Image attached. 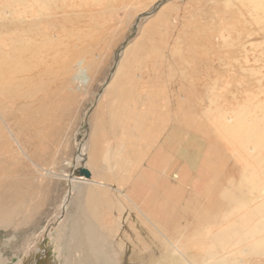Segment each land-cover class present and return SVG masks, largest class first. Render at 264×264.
Segmentation results:
<instances>
[{"label": "rangeland", "instance_id": "rangeland-1", "mask_svg": "<svg viewBox=\"0 0 264 264\" xmlns=\"http://www.w3.org/2000/svg\"><path fill=\"white\" fill-rule=\"evenodd\" d=\"M48 1L46 10L49 8L52 24L65 43L60 64L67 58L77 59L70 63L69 72L61 65L55 82L39 95L23 96L6 108V124L20 144L6 129L9 145L20 155V171L9 174L8 180L18 179L17 184H21L19 194H14L18 189L15 182L8 187L12 193L7 197L16 195L17 202L7 206L19 202L30 215L27 205L33 194L34 213L26 222L18 217L8 227H0V264L80 263V258L71 257L79 253L74 250L76 244L71 243L70 230L83 234V227L71 226L80 221L82 209L74 201L66 203L71 196L66 176L69 178L81 164L87 168L88 152L93 154V169L101 154L95 149L105 138L104 126H108L109 137L104 142L108 156L97 164L116 176L125 170L133 172L135 215L151 230L146 231L148 235L155 234L158 241H165L166 235H172L168 227L172 216L202 214L207 211L203 205L208 208L206 197L217 199L216 209L246 206L250 220L263 222L258 240L261 250L244 255L240 250L226 256L223 264H264V219L253 207L256 203V208L264 211V189L259 193L260 201L255 193L241 194L236 161L212 146L208 135L197 131V126H179L180 114L176 112L177 104L182 103L185 115L202 118L210 106V126H214L215 135L219 131L223 139L246 144L248 157L259 161L264 174V0ZM9 29L0 26V33ZM115 78H119L117 84L123 82L136 89L128 96L129 104L123 99V103H117L118 110H111L110 102L116 96L110 99L103 95ZM53 89V96L46 94ZM100 101L110 102L108 107H101ZM45 103L52 108L47 109ZM26 112H32L33 117L24 118ZM23 118L34 127L26 128ZM16 120L19 125L13 126ZM125 134L127 143L120 139ZM81 147L85 157L78 160ZM168 164L175 176L174 180L170 176L174 184L171 188L167 186ZM204 170L209 184L196 178L197 172ZM28 188L32 193H27ZM222 194L231 195L233 200L220 199ZM157 198L159 203L153 209L150 202ZM63 206L67 209L62 210ZM5 207L1 212L8 210ZM93 208L98 216L103 212L102 207ZM150 211L163 218L152 217ZM82 213L93 214L94 210L88 208ZM206 215L211 217L209 212ZM143 229L137 227L141 234ZM112 238L117 243L120 238L128 242L129 229L124 226ZM143 241L137 237L138 244ZM119 264H150V260L124 258Z\"/></svg>", "mask_w": 264, "mask_h": 264}, {"label": "bare ground", "instance_id": "bare-ground-1", "mask_svg": "<svg viewBox=\"0 0 264 264\" xmlns=\"http://www.w3.org/2000/svg\"><path fill=\"white\" fill-rule=\"evenodd\" d=\"M46 3L42 4L40 0H34L33 2H31L30 0H0V26L6 28L8 27V29L10 26H14V25L17 26L15 30L9 29V32H4L3 34L0 33V212L4 209L5 204L6 207H9L7 206V203L8 204L15 203L16 201L15 199L16 195H11L10 198L7 197L9 196L7 194L12 193V190H8V187L10 185H13V183L15 182V181L10 182L8 180V176L9 174L12 175L15 174L16 170L20 171L18 170V166L20 165V160L18 158H20L19 157L20 155L18 154V151H15L14 147L9 145V141H8V133L9 132L11 133L10 128L6 124L7 123L6 108L8 107V103L9 102L16 103L23 96H27L29 98L34 95H39L40 92H43V88L47 87L49 83L55 82L54 80L55 75L58 72V70L61 68V65H63V71L69 72L70 70L69 66L70 67L72 66L70 65V63L73 60L77 59V58H67L65 62L60 64L61 55L63 54L61 50L63 46H65V43L62 41V36L60 34H57L58 32L56 31V28L52 24L53 16L51 15L49 8L48 10H46L49 1L46 0ZM136 66L137 64L135 62V67ZM136 68H138V66ZM79 75L81 76V73H79L78 76ZM118 80L119 78H115L114 81L112 79L111 82L112 81L113 82L109 83V85L106 87V90L104 92L105 96L103 95V97L105 98L110 97V99H112V96H116L115 100L112 99V102H110L111 100L109 101L110 109L116 107L118 110L119 105L117 106V103H123L124 100H125L124 103L126 102V104L127 103L129 104L128 102L129 94L135 93L134 92V90L136 89L135 86L128 87L125 84L123 85V82L121 84H117ZM66 82L67 83L64 84L65 86L63 85L64 89H67L70 80L68 79ZM54 85L56 86V84ZM60 88H62V86ZM54 89L51 90V92H47L45 90L47 92L46 94L53 96L55 93ZM113 100L116 101L115 104L113 103ZM109 102L108 104H106L102 101L101 102L102 106L101 105L100 106L103 107L105 105L104 107L106 106L108 107ZM45 105L47 109L52 108L51 104L45 103ZM181 106H183L182 103L177 104L176 112L180 114L179 119L178 117H176V119H178L177 124L179 126L181 125L197 126V131L205 132L208 135L209 138L207 139H209V142L211 143L212 146H216L220 152L223 151V154H225L227 157L234 159L237 165H239L240 172H239L238 191L243 195H247L248 193H251L253 195L256 194L255 195L256 200L260 201L261 198L259 196V193H261L262 189H264V174H262L261 171L262 166L259 165L260 164L259 161L253 162L248 157L249 152L247 145L242 142L239 143L236 141L231 142L230 140L223 139L220 136L219 131L215 135L214 126H210L212 123V120L210 119V115H209V113L212 111L210 106L205 110L207 115L203 116L202 118L200 116L195 117L193 114L185 115V113L182 111L183 107ZM98 110L95 113V115L99 113ZM17 112H15V114H17ZM36 112H39V110L37 109ZM31 113L32 112H26L23 117L24 118L33 117ZM24 118L22 122L24 126H26V128L34 127L31 126L30 124H27V121H25ZM17 123L18 120H16L15 124L13 123V126L19 125ZM6 129L7 131H9L8 133ZM91 133H92V128L90 127L88 142H90L89 140L91 138ZM11 136L14 142L19 146L20 145L18 142L19 140L16 138V135L11 133ZM96 139L98 138L96 137ZM10 146L12 148L11 150L9 148ZM92 156L93 154L90 155L89 152H88V157L86 156L88 158L87 161L88 163H87V168L85 169L86 170L89 169L90 170V171L88 170L89 173L92 170L90 166V163L93 162V161L91 162V159L93 158ZM82 157H85L84 147H81L80 149V152L78 154V160H81ZM9 161L13 162V163L11 162L13 164L11 170L9 167ZM169 169L170 168L168 164L166 170L167 172L166 176L168 179L167 186L168 188H171L174 187V184L169 180L171 179L170 176H173L172 173H174V171L172 170L169 171ZM206 173L207 171L205 170L197 172L196 174L197 180L203 179L204 183L209 184V182L207 181L206 178H204L205 176L203 175ZM164 175L165 174H163V176ZM66 178L69 179L70 184H72V181L75 180L77 182L78 180L77 179L78 177L77 178L72 177L71 175L70 178H68V176H66ZM79 179L81 180V178ZM90 179L93 180L92 178H83V180L85 181ZM174 179L175 176H173L171 180ZM18 182L20 181L17 179L15 184L18 187V189L14 190L15 192L14 194L20 193L21 184L18 185L19 184ZM193 186L195 187V182H193L192 187ZM29 188H28L29 191H27L28 194L32 193V189ZM153 191L154 190L152 189V192ZM226 193L227 192H225V194ZM225 194L219 195L218 197L220 199L222 197V200L226 199L227 202L233 200L230 199L231 195L225 196ZM30 196L31 197L29 200V204L27 205L28 206L27 208L30 210V215L25 214V209L21 208L23 206H21L19 202L16 204L17 206L16 205L14 207L10 206L8 210L5 207L6 212L5 213L1 212L0 214V227L2 228L8 227L18 217L22 219V221L24 220L25 222L27 219H31L32 213H34V211L32 210L34 205V198H33L34 195L32 194ZM206 198H207L206 205H208V208L204 207L203 205L202 209L207 211H202L201 212L202 214L189 213L186 216L185 214L183 215L181 213H178L174 215L170 211L171 214L174 215L171 218L172 223H170V229L172 230L171 233L174 236V241L176 240L179 243V245L178 243L176 244L172 239H169L166 236V239L170 245V247L167 248L168 252L176 257L173 260H171L173 262H170V264L173 263L174 264H223L224 262L223 259H225L226 256L230 257L233 253H237L240 250L242 251L243 255L247 253H256L261 250L258 240L260 239L263 233L262 231L263 227L260 226L261 224H263V222L256 219L250 220L251 218H249V214L247 212L248 207L241 206L238 209L219 207L216 209V204H218L216 203L217 199L212 198L211 200V198L208 197ZM153 200H152V206L153 209H155L159 203L158 201L159 198H157V200L156 199ZM65 207L66 206H63L62 210H66ZM253 207L254 209H257L256 211L264 219V211L261 210L260 208H256L257 207L256 203L253 204ZM168 209L169 208H167V210ZM207 212L211 214V217L206 215ZM151 215L152 217L155 218H160V219L163 218V217L155 216L152 211H151ZM204 215H206L207 217L206 218L203 217ZM198 240L206 241L204 243L201 241L202 248L200 247L197 248L195 241L198 243L199 242ZM151 247H152V242L147 245L146 249L150 250ZM197 252L201 254V257H203V259L201 257L200 258L196 257L191 260L188 255L189 254L194 255L197 254ZM79 260L80 263L78 262V260H75V263L73 264H92L94 261H96V258L89 257ZM114 262H115L114 257L105 259V263L107 264H114Z\"/></svg>", "mask_w": 264, "mask_h": 264}, {"label": "crops", "instance_id": "crops-1", "mask_svg": "<svg viewBox=\"0 0 264 264\" xmlns=\"http://www.w3.org/2000/svg\"><path fill=\"white\" fill-rule=\"evenodd\" d=\"M107 128L108 126H104L105 138L100 142L99 148L95 149V152L101 151V156L96 157L94 167L90 172V178L93 180L90 179L85 181L78 179L79 181L77 180V182L75 180L72 181L75 186L71 184V196L66 198V203L67 201H74L76 205L82 209V212L84 210L86 211L88 208H92L94 210L93 214L81 212L80 221L75 225L73 222L71 223V226L73 227H83L82 235H80L77 229L74 230L73 227V229L70 230V233L72 234L71 243L76 244L74 250L79 253L78 255H72L71 257H77L80 259L95 257L96 261L92 264H107L105 263V259L112 257H114V264H119L124 258L128 257L131 261L135 259L138 260L142 257L148 258L150 260V264H170V262H173L171 260L176 257L168 252L167 248H169L170 245L166 239L167 235L164 238L165 241H158L155 234H151L149 235L151 237L150 240L146 231L150 232L151 230L147 227L144 221L136 218L135 209L137 206V190L133 183L136 181L134 180L136 177L133 172L125 170L119 172L116 176L113 173H108L106 170H101V167L97 164L99 162H105L106 157L108 156L107 151L104 148V142L106 138L109 137V135H107ZM127 138V134L120 137L124 143H127ZM125 154L126 156L128 155L127 150L125 151ZM114 178L120 181L113 182ZM113 183L116 184L113 186ZM119 195H121V198L118 197ZM150 203H152V201ZM93 207H102L103 212L101 215L98 216L96 214L97 209ZM126 213L128 214L127 217ZM114 214H117L116 218L111 217ZM124 226H127L129 229L128 242L127 240L125 241L120 238V242L117 243L112 237H114L116 231L120 233ZM137 227L144 228L143 233L145 234H141L140 231L137 230ZM168 227L170 229V226ZM170 231L172 230L170 229ZM137 237L144 241L142 243L140 242L141 244H138ZM167 237L174 241L173 234L171 237ZM198 241L199 244L195 241L196 246H198L197 248H201V240ZM151 242V249H146L147 245ZM174 242L176 244L178 243L176 240ZM198 253L199 252L194 255L189 254L188 256L191 260L196 257L200 258L201 254Z\"/></svg>", "mask_w": 264, "mask_h": 264}, {"label": "water", "instance_id": "water-1", "mask_svg": "<svg viewBox=\"0 0 264 264\" xmlns=\"http://www.w3.org/2000/svg\"><path fill=\"white\" fill-rule=\"evenodd\" d=\"M70 175L72 177H78V178H90V173L88 172V170H86L83 166V164H81L79 167H77L76 169H73L70 172Z\"/></svg>", "mask_w": 264, "mask_h": 264}]
</instances>
